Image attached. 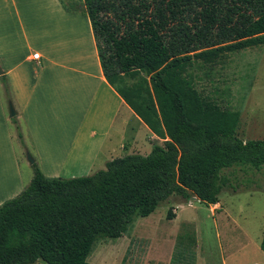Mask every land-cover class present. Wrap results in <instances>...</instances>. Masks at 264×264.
<instances>
[{
    "label": "trees",
    "instance_id": "trees-1",
    "mask_svg": "<svg viewBox=\"0 0 264 264\" xmlns=\"http://www.w3.org/2000/svg\"><path fill=\"white\" fill-rule=\"evenodd\" d=\"M59 2L87 17L104 78L162 143L87 176L49 178L34 165L0 205V264H90L94 242L121 237L171 196L211 207L229 170L264 166V139L242 140L240 112L203 96L192 72L264 46V0Z\"/></svg>",
    "mask_w": 264,
    "mask_h": 264
},
{
    "label": "crops",
    "instance_id": "crops-1",
    "mask_svg": "<svg viewBox=\"0 0 264 264\" xmlns=\"http://www.w3.org/2000/svg\"><path fill=\"white\" fill-rule=\"evenodd\" d=\"M0 72V205L24 184L18 146L61 160L73 178L100 170L115 150L145 155L162 143L104 78L87 17L59 0H0Z\"/></svg>",
    "mask_w": 264,
    "mask_h": 264
},
{
    "label": "rangeland",
    "instance_id": "rangeland-1",
    "mask_svg": "<svg viewBox=\"0 0 264 264\" xmlns=\"http://www.w3.org/2000/svg\"><path fill=\"white\" fill-rule=\"evenodd\" d=\"M192 72L203 96L240 112L238 136L242 140L264 139V46L228 55L214 66L197 64ZM140 138L145 139L143 133ZM17 150L22 190L33 177L34 165L46 177H70L61 173V160L39 159L31 144ZM114 155L123 157L125 153L115 150ZM104 168L105 164L100 170ZM228 172L230 185L219 194L216 206L207 207L195 197L182 201L173 195L150 217H134L121 237L94 242L88 263L222 264L225 258L226 264H264L259 247L264 231V166L260 170L238 166ZM57 173L60 175L54 176ZM168 212L178 215V220L168 219ZM33 264L45 263L37 260Z\"/></svg>",
    "mask_w": 264,
    "mask_h": 264
},
{
    "label": "water",
    "instance_id": "water-1",
    "mask_svg": "<svg viewBox=\"0 0 264 264\" xmlns=\"http://www.w3.org/2000/svg\"><path fill=\"white\" fill-rule=\"evenodd\" d=\"M9 114H10V116H14L15 115V112H14L12 104H9ZM30 162L33 163V160H30Z\"/></svg>",
    "mask_w": 264,
    "mask_h": 264
},
{
    "label": "built area",
    "instance_id": "built-area-1",
    "mask_svg": "<svg viewBox=\"0 0 264 264\" xmlns=\"http://www.w3.org/2000/svg\"><path fill=\"white\" fill-rule=\"evenodd\" d=\"M38 54H33L32 58H37Z\"/></svg>",
    "mask_w": 264,
    "mask_h": 264
}]
</instances>
